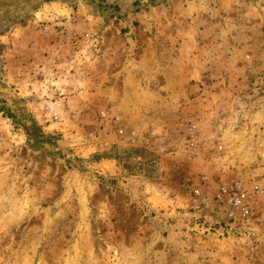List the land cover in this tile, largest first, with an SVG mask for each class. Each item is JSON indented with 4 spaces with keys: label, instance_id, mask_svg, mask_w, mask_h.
Returning a JSON list of instances; mask_svg holds the SVG:
<instances>
[{
    "label": "rangeland",
    "instance_id": "374dc122",
    "mask_svg": "<svg viewBox=\"0 0 264 264\" xmlns=\"http://www.w3.org/2000/svg\"><path fill=\"white\" fill-rule=\"evenodd\" d=\"M0 264H264V0H0Z\"/></svg>",
    "mask_w": 264,
    "mask_h": 264
},
{
    "label": "built area",
    "instance_id": "2783aa9c",
    "mask_svg": "<svg viewBox=\"0 0 264 264\" xmlns=\"http://www.w3.org/2000/svg\"><path fill=\"white\" fill-rule=\"evenodd\" d=\"M105 117V114H103ZM201 195L200 192H197ZM219 203L224 205L230 222H246L252 206L251 197L243 181H236L223 188L217 195ZM205 206H209L204 199Z\"/></svg>",
    "mask_w": 264,
    "mask_h": 264
}]
</instances>
